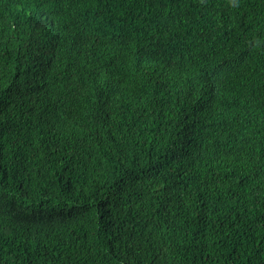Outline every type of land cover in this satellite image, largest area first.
<instances>
[{"label": "trees", "instance_id": "obj_1", "mask_svg": "<svg viewBox=\"0 0 264 264\" xmlns=\"http://www.w3.org/2000/svg\"><path fill=\"white\" fill-rule=\"evenodd\" d=\"M0 264H264V0H0Z\"/></svg>", "mask_w": 264, "mask_h": 264}]
</instances>
